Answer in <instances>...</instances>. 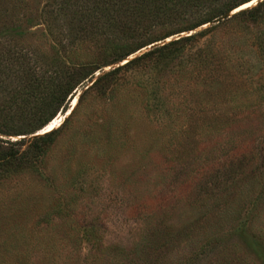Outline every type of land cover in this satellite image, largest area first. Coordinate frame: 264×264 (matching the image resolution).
Here are the masks:
<instances>
[{"label": "rangeland", "instance_id": "1", "mask_svg": "<svg viewBox=\"0 0 264 264\" xmlns=\"http://www.w3.org/2000/svg\"><path fill=\"white\" fill-rule=\"evenodd\" d=\"M47 1L0 0V49L49 75L66 39L44 20ZM260 41L264 7L89 91L43 152L1 170L0 264H264ZM103 47L83 40L61 56L102 61Z\"/></svg>", "mask_w": 264, "mask_h": 264}, {"label": "trees", "instance_id": "2", "mask_svg": "<svg viewBox=\"0 0 264 264\" xmlns=\"http://www.w3.org/2000/svg\"><path fill=\"white\" fill-rule=\"evenodd\" d=\"M251 1L48 0L43 18L47 23L49 17L56 20L63 29V39H66L65 43L61 39L60 48H57L55 59L60 61V66H53L46 75L49 69L42 72L27 52L0 49V174L13 162L28 159L34 152L37 155L43 152L89 91L99 89L106 93L120 73L132 67L147 62L155 67L168 64L191 42L212 32L226 19L244 16L255 21L261 15L264 0L231 18L215 22ZM53 19L50 22H54ZM195 30L198 31L193 32ZM174 34L178 35L168 41L167 38ZM100 38L106 51L102 61L68 63L62 59L61 55L71 46ZM159 41L163 43L149 49L151 44ZM256 50L264 59L263 41L257 43ZM125 59L128 61L124 62ZM112 64L119 65L104 72V67ZM98 71L103 73L97 76ZM81 86L82 90L76 94ZM77 95V105L70 113L69 102ZM58 112L70 114L56 128L32 136L49 125ZM13 136L19 137L13 139ZM25 144L28 145L26 149L19 148Z\"/></svg>", "mask_w": 264, "mask_h": 264}, {"label": "bare ground", "instance_id": "3", "mask_svg": "<svg viewBox=\"0 0 264 264\" xmlns=\"http://www.w3.org/2000/svg\"><path fill=\"white\" fill-rule=\"evenodd\" d=\"M256 1H257V0H256ZM252 2H253V1H252ZM252 2L246 3V4H244V5L240 6V7H238L237 9H234L233 11H238L239 9H241V8H243V7H246V6L250 5ZM126 60H127V59H125V61H126ZM76 101H78V100H77V99L74 100V103H75ZM74 108H75V106H73V107L70 109V113L72 112V110H73ZM70 113H69V114H70ZM56 127H57V126H56L55 121H52L49 125H47L43 130H40L38 133L48 132V131H50V130L56 128Z\"/></svg>", "mask_w": 264, "mask_h": 264}, {"label": "water", "instance_id": "4", "mask_svg": "<svg viewBox=\"0 0 264 264\" xmlns=\"http://www.w3.org/2000/svg\"><path fill=\"white\" fill-rule=\"evenodd\" d=\"M230 12H232V11H230ZM230 12H228V13L225 14V15H223L220 19H222V18H224V17H227V16L229 15ZM234 12H235V11H234ZM205 27H207V26H205ZM169 40H170V39H169ZM169 40H168V41H169ZM149 49H150V46H149ZM134 57H135V56H134ZM131 58H133V57H131ZM131 58H130V59H131ZM126 61H128V60H126ZM126 61H125V62H126ZM91 83H92V82H91ZM91 83H90V84H91ZM44 133H45V132H44ZM40 134H43V133H36V134H33L32 136H36V135H40ZM22 137H27V136H22Z\"/></svg>", "mask_w": 264, "mask_h": 264}, {"label": "snow or ice", "instance_id": "5", "mask_svg": "<svg viewBox=\"0 0 264 264\" xmlns=\"http://www.w3.org/2000/svg\"><path fill=\"white\" fill-rule=\"evenodd\" d=\"M253 3H255V0H253Z\"/></svg>", "mask_w": 264, "mask_h": 264}]
</instances>
